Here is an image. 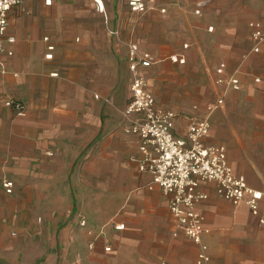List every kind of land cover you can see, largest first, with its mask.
Listing matches in <instances>:
<instances>
[{"label":"crops","instance_id":"crops-1","mask_svg":"<svg viewBox=\"0 0 264 264\" xmlns=\"http://www.w3.org/2000/svg\"><path fill=\"white\" fill-rule=\"evenodd\" d=\"M103 2L105 13L97 11L92 0H52L51 5H46L45 0H30L9 12L7 35L14 36L15 42L10 44L6 40L2 41L4 51L0 52V97L5 94L7 97L3 99L4 101L9 98L22 101L26 114L23 117L17 116L14 109L5 106L3 102V106L10 114L13 134L5 133L8 131L5 129L6 125L3 126L5 116L0 114V142L4 140L3 137L9 135L25 137L26 133L31 132V136L38 144L43 145L44 139L55 137L59 133L54 126L55 123H67L71 131L65 133L64 137L69 143L59 142L58 137H55L56 140L51 146L53 149L51 154L55 153L58 161L64 162L66 169L73 170L76 161L84 156L86 157L84 166L89 170L116 171L119 174L120 171H124L128 182V202L132 203V209L139 208L135 206L137 201L144 202L145 207L160 201L168 208V196L158 186L149 189L147 184L151 180L150 174L141 172L138 164L132 160V157H140L139 139L124 133L122 119L121 128L126 140L117 141L119 135L113 130L118 121V113L114 103L104 102V98L108 96L105 91L110 92L116 87L121 72L129 76V87L131 86L129 45L136 43L141 51L149 52L157 59V62L145 70L147 88L157 105L177 114L174 133L178 138H184L190 124L205 117L206 107L222 96L224 87L216 84V69L221 64L225 66V76L234 75L239 78L241 84L239 90L243 87L242 79L238 70L231 71L227 60L222 59L214 70V85L220 90L214 101L195 103L182 111H178L180 108L168 98L159 101L156 89L149 84V76L157 74L168 76L181 71L188 63L194 48L197 49L200 43L193 32L192 46L191 44L189 46L188 41L181 43L178 40L179 32L164 28L162 23L198 25L195 18L202 14L205 2L177 0L164 4L159 0H146L147 10L144 13L132 12L126 0ZM162 8L165 9L164 13L160 12ZM197 8H200L199 14L195 13ZM139 19L143 23V38L138 31ZM253 21L261 22L264 29L262 20L255 19L250 22ZM105 30L110 35L109 38ZM45 36H48L49 42L55 47L51 60L45 58L46 43L43 39ZM111 36L115 37L114 42L111 41ZM184 44H187V47H184ZM9 51H12V55L8 54ZM172 54H184L185 64L172 62L170 60ZM52 73H57V76H52ZM105 84L108 86L105 87ZM130 96L131 91L129 98ZM225 100L226 98L224 104ZM1 105L2 100L0 107ZM29 107L31 111L35 110L31 115L28 113ZM43 108L54 114L51 116L38 114L37 109ZM213 112L209 116L211 129L204 139L205 143L224 145L228 162L234 172L243 175L250 187L264 192V131L257 133L261 143L257 145L254 153L238 156L227 145L217 143L213 139L216 127V118L211 116ZM29 122L31 128L28 127ZM76 137L80 141L79 148L72 150L71 139ZM99 137L103 140L101 146H98L96 151L89 150V146L96 143ZM66 152L69 154L68 158L62 156ZM116 182L120 184V176L116 178ZM199 191L207 194V199L196 205V209L204 215L205 226L208 229L203 240L208 245L216 264H219V261L213 251L237 252L236 256L246 259L249 264H264V224L259 223L248 206L245 203L233 205L219 197L213 182H201ZM6 202L0 195V213ZM76 212L77 209L73 207L70 217ZM260 212L264 216V199L260 202ZM148 214L151 213L144 212L142 215L139 212L137 215L136 212L125 210L122 218L114 221L112 227L114 229L115 223H124L123 230L114 229L123 232L129 226L137 225L138 220L144 221V226H147L148 219L155 220V215ZM173 220L176 225L175 235L183 234L187 238L183 226L179 225L174 217ZM191 246L194 254L191 255L188 264H196L197 248L192 242Z\"/></svg>","mask_w":264,"mask_h":264},{"label":"rangeland","instance_id":"rangeland-1","mask_svg":"<svg viewBox=\"0 0 264 264\" xmlns=\"http://www.w3.org/2000/svg\"><path fill=\"white\" fill-rule=\"evenodd\" d=\"M175 1L159 0L164 4ZM203 1L202 14L195 18L198 25L162 23L164 28L179 32L181 43L188 41L192 46L191 32L200 43L181 71L168 76H149V84L156 89L159 101L168 98L180 108L178 111L195 103L212 102L220 94L214 85L215 67L220 60H227L230 70L240 73L243 87L239 91H222L225 104L211 115L216 118L213 139L227 145L238 156L252 154L261 143L257 133L264 131V44L260 52L251 51L254 41L249 22L255 19L264 22V0ZM139 21L138 31L143 38V23ZM105 34L109 38L106 30ZM111 38L114 42L115 37ZM258 77L261 81L256 82ZM145 79L148 83L146 76ZM129 92V76L123 72L116 87L105 91L108 96L104 102L114 103L118 113L113 130L119 135L117 141L126 140L121 120L130 100ZM4 95L0 97V114L5 116L3 126L8 130L5 133L13 134L10 114L3 106V102L12 98L4 101L7 97ZM37 110L42 116L54 114L45 108ZM33 111L28 108L29 115ZM54 126L59 130L55 136L59 142H68L64 136L71 131L69 124ZM26 134L25 137L9 135L0 142V195L7 201L0 213V264L190 263L194 254L191 242L183 234L175 235L176 225L169 207L160 201L145 207L144 202L137 201L135 206L139 208L132 209L124 171L119 174L89 170L84 166V156L76 161L73 170L66 169L54 152L50 154L55 137L44 139L42 145L31 132ZM102 143L99 137L89 150L96 151ZM79 144L78 137L71 139L72 150H77ZM68 155L62 154L64 158ZM119 176L120 184H117ZM5 180L13 182L11 193L3 187ZM73 207L77 212L70 217ZM125 210L137 215L151 213L155 220L148 219L147 226L138 220L137 225L117 232L112 224L122 218ZM213 254L219 264H249L236 256L237 252L213 251Z\"/></svg>","mask_w":264,"mask_h":264},{"label":"built area","instance_id":"built-area-1","mask_svg":"<svg viewBox=\"0 0 264 264\" xmlns=\"http://www.w3.org/2000/svg\"><path fill=\"white\" fill-rule=\"evenodd\" d=\"M30 0H0V52L4 51L2 41L12 44L14 36L7 35L9 25V12L22 6ZM97 11L105 13L103 0H92ZM46 5H51L52 0H45ZM132 12L144 13L147 10L146 0H126ZM161 13L165 9L160 10ZM200 13V8L195 10ZM251 38L254 41L253 53L261 51L264 43V29L259 21L249 24ZM210 30L213 27L209 28ZM45 58H53L54 45L45 36ZM187 47V44H184ZM12 55V51L8 52ZM170 60L177 64H185L184 54H172ZM157 59L149 52L141 51L136 43L129 45L128 63L131 73V96L124 109L123 131L126 135L136 136L139 141L140 157H132L138 164L141 172L149 173V189L158 186L168 196V207L177 223L184 228L187 238L196 246V264H216L209 252L208 245L203 236L208 232L205 226L204 215L196 209V205L207 199V194L199 191L201 182H213L219 197L233 205L245 203L251 214L264 224V216L260 212V202L264 199V192L250 187L243 175H238L230 166L224 145L207 144L211 124L210 114L221 107L224 97H219L216 102L206 107V116L190 124L184 138H178L174 133V124L177 114L169 109L157 105L154 96L147 88L145 70L151 67ZM4 72V71H3ZM216 84L225 90H239L240 80L234 75L225 76V66L221 64L217 69ZM57 76V73H52ZM256 82L260 79L256 78ZM5 106L12 107L17 116L26 114L22 101L10 99ZM51 154V153H50ZM4 189L11 193L13 182L5 180ZM85 224V220L81 221ZM124 223H115V230H123ZM106 250H110L109 247ZM167 264V263H162Z\"/></svg>","mask_w":264,"mask_h":264}]
</instances>
